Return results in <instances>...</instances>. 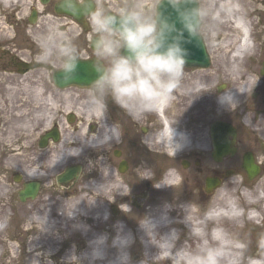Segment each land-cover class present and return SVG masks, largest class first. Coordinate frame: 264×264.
<instances>
[{
  "label": "bare ground",
  "instance_id": "bare-ground-1",
  "mask_svg": "<svg viewBox=\"0 0 264 264\" xmlns=\"http://www.w3.org/2000/svg\"><path fill=\"white\" fill-rule=\"evenodd\" d=\"M0 1L12 3L18 0ZM207 1L211 2L212 0ZM217 2L220 5V8L230 6L229 0H217ZM254 9L259 10L255 5L247 9V11L244 8H241L242 14L249 13L248 16L253 14ZM240 14V9L238 7H232L230 11L227 10V18L224 20L225 22H229L232 29L240 34L237 42L235 41V43H233L234 46L225 51L226 55H229L230 57V59H228L229 63L235 64L232 65L233 67L229 66L228 75H230L229 77L233 79L234 83L239 80L237 82V87L233 91L228 90L236 99L245 97V94L251 85V80L244 78L246 74H243L240 71L238 64L246 59L247 55H251L253 46L249 44L247 37L249 21H243ZM242 17H244V15H242ZM232 39L233 37H230V39L228 38L226 44L229 46L227 45L226 48L230 47ZM257 40L258 39L256 38V42ZM238 75L240 76L237 78ZM12 76L13 78H16L19 75L16 73V77L14 75ZM26 77L27 76H25V78ZM206 77L207 73L200 74L194 72L189 78H183L170 98H162L158 100L153 105V110L146 113L148 115H156L160 117L162 122L158 123V126H160L159 130L158 127L156 130L153 129L152 126H149V129L144 131L145 134L141 138L142 144L140 142L141 148L138 156L144 157L147 153L150 155V152H153V150L150 151L149 147L154 149L157 145H163L166 151V154H163L171 160H167V163L163 165L165 167V173H168L166 177L167 181L175 184L178 179L176 175L178 172L179 175L183 177L181 185L177 188L168 186L157 189L151 184V180L153 179H141L140 176L143 175V172L140 167L152 168L149 159H141L139 163H136L134 174L128 178L120 175V171H118L119 173H115L114 166L118 168V163L113 159L100 158L99 160L85 165V171L82 175L81 181H79L76 188L74 187L75 189L73 188L74 190L72 191V194H69L67 191L64 193H57L56 196L53 197L50 195L47 188L46 192L43 193L44 195L36 203L32 204L31 207L22 209V215L19 217V231L21 233L18 236V239L14 238L16 241L21 240V242L24 243L26 248L25 252L29 256V264H49V262L50 264H70L67 257L73 252L78 256H81L82 264H87V260L83 259L82 254L90 252L88 242L98 235L106 234L108 236V243L110 244L112 237L116 234L114 225L117 221L122 222L124 231L130 232L133 237V242L127 249L131 264H141L142 261H147L148 264H189L190 257L205 245L222 250L223 255L220 264H264V241L259 247L262 249L261 253L250 255L247 250V245H245L244 248L239 246V243L241 242L239 229L242 220L246 223L256 225V228L258 229L264 230V174L252 187L239 181L236 174H234L222 182L220 181L221 183L209 193L210 195L208 197L207 195L204 196L205 198L207 197L206 200L201 199L203 198L202 194H200L201 187L202 184L204 187L206 178L219 179L221 176L219 174L227 168H231L229 170L234 169L242 172L239 168L242 165V160L241 165L237 166L236 161L238 160L239 155L236 156L235 154H232L229 155L231 157L223 162V166H221L217 165V163L220 162H216L212 158L213 161H211L208 158V153L210 152V136L207 135L204 129H193V120H179L184 113L191 114L188 109L193 103L189 106L187 105V108L184 107L181 109L180 113L183 112L182 114L179 113L174 115L173 113V115L170 116L168 113L170 106L174 103L173 96H175V99L182 98V96L186 95L193 97L195 94L207 91V86L204 82ZM241 77L245 80L240 81L239 78ZM191 86L193 88L191 91L188 93L184 92L186 88H190ZM222 88L223 87L221 86L218 89V95L228 89ZM64 91L65 93L67 92L66 90ZM262 98H264V96ZM48 100L51 106L54 105L53 99L48 98ZM244 101H248V99H245ZM261 101L263 102V99H261ZM179 105L180 103L178 106ZM67 106L70 107L69 102L67 103ZM6 107L9 108L8 106ZM220 107L222 108L221 105ZM122 109L126 112L127 116L130 117L129 120L131 122H135L136 124L139 123L140 120L134 119L127 109ZM3 110H5V108L0 107V113ZM196 111L198 112V110ZM262 112L263 111L259 112L256 110L257 114ZM71 114L74 117L78 115L79 120L83 123L93 122V127L96 126V130L89 133L85 129H80L75 137L72 136V134H64L59 143L57 142L59 147L51 149L43 155H39L36 163L28 162L26 159L20 160L19 154H10L4 164L0 166V176L4 168L13 165L19 167L20 171L25 174V177L28 179L26 182L35 180L47 182L50 178L55 177L61 169L71 163L72 160L76 159L75 161L79 163L80 161L83 162V157L87 156L90 150L99 151V153L102 154L104 150L107 149L103 147L95 148L84 142L87 140L88 136L90 137L93 133L97 134V137L101 134V124L111 125L116 123L120 126V129H125L128 136L129 133H131L128 131L125 122L120 119V117L108 118L105 114L101 121L100 114L92 109L89 97L81 102L77 107V110H75V113ZM6 116L4 118L5 123L10 119ZM12 117L14 120L19 121L22 117V113H20V111L14 112ZM189 117L192 119L191 115ZM259 124L260 127L256 129V134L259 138L258 140L261 142V146H263V118H261ZM170 127L174 133V140L183 145L182 149L172 158L171 153L173 149L170 147L172 131ZM19 134L20 132L18 130H16V132H8V134L5 132L4 137L0 136V142L2 143V141H5L4 138L9 142ZM22 137L26 136H20L19 138ZM137 138L138 137H136V139ZM143 138L147 140L149 147L143 143ZM235 141L236 137L234 139V144ZM8 145L9 144H7V146ZM29 148L30 144L27 146H21L23 151H28ZM75 148L80 149L79 155H63L61 160L53 166L62 151H74ZM193 154L197 156V158H195L197 165L191 171L183 169L186 168V165L180 167L176 164L178 158L185 157L186 155L193 156ZM224 157H222V159ZM254 164L259 168V172H261L263 168L262 165L264 164L260 163L262 164L260 165L255 162ZM105 166L110 169V173H108L106 168H102ZM170 169H175V172H169ZM241 169L244 170L242 167ZM33 172L37 173V177L31 175ZM143 183L148 184L146 186L148 197L142 202V206H145L144 210L139 209L140 211L136 213L132 209L133 214H130L131 216L124 214L119 206H123V203L129 205V194L131 191L139 189ZM70 188H72V185ZM61 189H63V191L67 190L62 187ZM127 192L128 194H125ZM3 194L4 181L0 177V202ZM199 194L201 196H197ZM78 202L79 204L74 210L76 213L75 216L69 218L66 214L70 215L71 209ZM116 204L119 205L117 206L118 209H115L116 212H112L113 215L108 214L107 220L103 219L104 214L108 213V210ZM165 204L172 205L167 213L170 223L167 225L161 224L158 227V237L152 238V244L149 242V238L139 228L137 218L144 215L159 217ZM238 208H242L244 211H251L248 212V214L244 213L242 215ZM30 213L31 215H29ZM74 224H86L89 227L86 232H82L81 230L74 228ZM172 228L179 231V238L175 241L173 247L165 248L161 243L159 236L167 234ZM218 229L223 230L225 238H218ZM11 231L13 230L10 226H1L0 223V264H14L15 262V256L13 257L11 255L14 253V246L11 243L13 239L8 237V234ZM1 234L6 235L7 239L2 240ZM136 243L140 245L141 252L139 255L133 256L132 253ZM258 243L259 242L257 241L256 244ZM2 251L4 254L9 253L11 259L8 258V261L2 262ZM116 256L117 250L108 247L104 259L96 261L95 264H108V262L115 259Z\"/></svg>",
  "mask_w": 264,
  "mask_h": 264
},
{
  "label": "rangeland",
  "instance_id": "rangeland-1",
  "mask_svg": "<svg viewBox=\"0 0 264 264\" xmlns=\"http://www.w3.org/2000/svg\"><path fill=\"white\" fill-rule=\"evenodd\" d=\"M53 1L54 0H50L45 5H43L40 0H18L12 3L0 1V107L5 108V110L0 113V136L4 137L5 132L6 134L11 131L16 132V130L20 132L18 136L16 135V138L11 139L9 142H7L6 138H4L5 141H2V143L0 142V166H2L7 157L13 153L19 154L20 160L26 159L28 162L36 163L39 155H43L51 149L58 148L59 142L57 143L51 141L47 146H45V148H39L37 146L38 137L54 125H57L58 127L60 140L63 138L64 134H72L74 137L77 136L80 129H85L89 133L96 130V126L93 127V122L83 123L79 120L78 115L74 117L73 122L69 123L67 121V116L71 113H75V110H77V107L81 104V102L88 99V90L90 87H71L64 89L67 91L66 93L64 90H58L52 84L51 68H47L46 70V66L40 64L37 60V56L40 52L38 42L39 36L41 34H46L50 28L54 27H58V30L61 32H67L69 29L73 28L78 29L80 35L77 38L76 43L80 49L82 57H88V55L91 57L95 55L94 50L90 49L88 46L86 47L88 40L90 39L88 33L84 35L79 25L71 19L55 15L52 10ZM129 1L136 2V0ZM97 2L98 6H104V2H106V10H114L118 5L125 3L123 0H97ZM139 2L152 5L155 3V0H139ZM229 2V7L220 8L217 0H212L211 2L207 0H198L199 9L203 10L205 13L200 17L199 32L207 43V49L211 62L208 68L199 70L184 69L185 75L183 78H189L194 72L200 74L207 73V77L204 80L207 86V91L198 93V95L195 94L192 101L193 104L188 109L191 114L184 113L182 118L179 120H193L192 128H200L201 130L204 129L207 135H209L210 125L216 121H223L232 124L236 128V141L234 144L235 152L233 154L236 156L239 155L238 160L236 161L237 166L241 165L242 155L248 152L252 154L255 163L264 164V145L261 146V142L258 140L259 138L256 134V129L260 127L259 122L261 118L264 119V98H262L264 96V74L261 75L260 73L262 70V62H264V0H229ZM253 5H255L259 10L254 9L253 14H250V16H248L249 13L242 14L241 8H244L247 11V9L251 8ZM232 7H238L240 9L241 18L243 21H249L248 24L251 25V29L254 33L252 47L253 55L250 57V60L247 61L246 58L241 61L238 64L239 69L243 74H246L245 76L242 75L245 79L251 80L250 83L252 86H249V90H252V88L256 90L255 84L259 81L261 82L260 88H258L259 93L255 98H253L251 92L249 93L248 91L245 94V97L236 99L238 104L234 111H230L225 107L221 108L217 103V86L223 84L224 89L228 88L227 90L233 91L237 87V82L239 81L237 80V82L234 83L233 79L229 77V66L233 67L232 65L235 64L229 63L228 59H230V57L225 53L227 49L234 46L233 43H235V41L237 42L240 35L239 32L237 33L236 30L232 29L229 22L224 21L227 18V10L230 11ZM32 9L37 11V16L35 20L30 23L28 22V16L30 15V11ZM242 15H244V17H242ZM230 37H233L232 43L230 47L226 48L228 45L226 43ZM256 38L258 39L257 44ZM16 60L19 62H28L29 60H32V63H34L35 66H31L26 71L22 70L24 72L17 69L13 70L10 63H13ZM8 65H10V68ZM16 73L19 75L18 77H16L17 75L15 76ZM12 75L16 78H13ZM24 75L27 77L25 78ZM240 75H238L237 78ZM239 79L240 81L245 80L243 77ZM190 88H186L184 92L188 93L193 89L192 86ZM48 98L54 100V105H50ZM173 98L174 103L170 106L169 112L167 111L170 116L173 115V113L174 115L179 114L181 109L186 107L191 102L193 97L186 95L182 96V98L180 97L175 99V96H173ZM245 99H248V101H244ZM261 99H263V102ZM68 102L70 103V107L67 106ZM177 102L180 103L179 106V103ZM106 104L107 111L105 114L108 118L121 117L125 120L124 117H128L126 112L113 102L111 96L106 97ZM196 110H198V112ZM256 110L263 112L257 114ZM17 111L22 113V117L19 121L14 120L12 117L13 113ZM190 115L192 116V119L189 117ZM5 116L10 118L7 123L4 122ZM139 120L140 123L135 127L136 137H138L137 139L136 137L131 136L130 133L128 136L125 129L121 128L123 136L120 143L112 144L107 147L102 154H100L99 151L90 150V156L87 153L88 155L83 157V162L80 161L79 163L75 161L76 159L72 160L69 164L79 165L80 174L75 183L72 185V188L67 189L66 191H63V189L57 186L55 183V177L50 178L47 182L35 180L39 182L37 195L34 199L22 202L19 200L17 192L21 189L22 183L28 180L25 177V174L20 171L19 167L13 165L2 170L0 177L4 181V194L0 202V222L4 225L10 226L13 230L8 234V237L13 239L11 243L14 246V253L10 254L13 257L15 256L14 264L30 263L29 256L25 252L26 248L24 243L21 242V240L16 241L21 233L19 231V217L22 215V209L31 207L32 204L36 203L44 195L43 193L46 192L47 188L50 195L53 197L56 196L57 193H64L67 191L69 194H72V191L76 188L79 181H81L82 175L85 171V165L99 160L100 158L113 159L117 161L118 164L121 161H125L127 167L120 173V175L128 178L134 174L136 163H139L141 159H149L151 162V169L154 172L153 180H151L152 185L155 183L153 181L159 179L162 174L165 173V167L163 165L167 163V160H171L169 157L164 155L165 153L161 151L160 146L157 145L153 149V152H150V155L147 153L144 157L138 156L141 148L140 142L142 144L141 138L145 134L143 132V127L146 128V125L150 120L153 123L149 126H152L153 129L156 125H158L157 119L154 115L145 114V116ZM20 136L26 137L19 138ZM133 142L136 144L138 142V144L132 145ZM7 144L9 145L7 146ZM29 144L30 148L28 151H23L21 149V146H27ZM211 150L210 140V152ZM210 152L208 153V158L213 161L209 155ZM230 157L231 156L227 155V158L225 156L221 161H214L220 162L217 163V165L223 166L222 163ZM195 158H197V156L194 154L193 156L186 155L185 157L178 158L176 160V164L183 167L184 161L187 165L186 168L183 169L191 171L197 165ZM262 166L263 168L261 172H259L251 180L247 178L246 172L242 170L241 167L239 168L242 172L234 169L229 170L231 168H227L219 174H224L221 182L236 174L239 181L252 187L264 174V165ZM62 170L63 169H61L57 174H59ZM114 171L115 173L119 171L116 166H114ZM227 171L230 173L225 175ZM15 177H17V181L14 180ZM147 185L148 184L143 183L139 189L131 191L128 196L129 205L136 213L140 211L139 209L144 210L145 208V206H142V202L148 197ZM135 194H143V197L141 198L142 204L140 203L139 208H135L130 201ZM200 194H202L203 197L201 199L204 200H206V198L210 195L204 193L203 184ZM200 194L197 196H201ZM205 195H207L206 198L204 197ZM117 206L119 205L116 204V207ZM110 211L111 208L108 210L107 214L111 215ZM29 215H31V213ZM239 234L241 237L240 240L243 243V248L247 245V250L250 255L262 252V249L259 247L264 241V230L258 229L256 228V225L246 223L242 220L240 223ZM1 238L2 240L7 239L4 234H1ZM257 241L259 242L258 244H256ZM140 252V245L136 243L132 255H139ZM8 258L11 259L9 253L4 254L2 251L1 261L6 262L8 261Z\"/></svg>",
  "mask_w": 264,
  "mask_h": 264
},
{
  "label": "clouds",
  "instance_id": "clouds-1",
  "mask_svg": "<svg viewBox=\"0 0 264 264\" xmlns=\"http://www.w3.org/2000/svg\"><path fill=\"white\" fill-rule=\"evenodd\" d=\"M160 3L161 0H155L152 5L144 4L139 0L136 2L125 0V3L118 5L113 11H108L103 6L93 3L92 0H58L61 9L73 16L88 18L92 45L95 49V55L87 59L89 69L95 74L89 82L88 96L92 109L100 114L101 121L107 111L106 97L111 96L115 104L127 109L134 119L139 120L153 110V105L158 100L170 98L184 77L187 52L180 43L182 33L171 42H166V34L176 29L174 25L159 18L157 5ZM168 3L175 8L182 3V0H168ZM204 14V11L197 7L179 11L184 28L190 35H199V18ZM79 35V30L75 28L61 32L58 27H54L50 28L46 34L39 36L38 62L46 66V70L51 68L52 74H58L56 77L63 84L77 80L80 65L85 62L76 43ZM194 96L188 106L192 103ZM217 102L230 111H234L238 104L228 90L218 95ZM101 128L102 132L98 137L93 133L84 142L95 148H107L112 143L121 142L123 133L118 124H101ZM143 143L149 147L144 138ZM170 147L173 149L171 158L183 147L174 140L173 131ZM149 150L153 149L149 147ZM79 152V148H75L74 151H62L53 166L61 160L63 155L77 156ZM102 168H106L110 173L107 166ZM140 168L143 172L141 179H153L154 172L151 168ZM169 172H175V169H170ZM31 175L37 177L36 172ZM167 175L168 173L162 174L153 186L160 189L168 186L177 188L181 185L183 177L178 172L175 184L167 181ZM79 202L71 209L70 215L66 214L69 218L75 216L74 210ZM119 207L124 214L129 216L133 214L130 205L123 203V206ZM171 207L172 205L165 204L159 217L144 215L137 218L139 228L149 238L150 243L153 237H158V227L161 224L170 223L167 213ZM103 219H108L107 213L104 214ZM73 227L86 232L89 226L74 224ZM114 228L116 234L112 237L110 244L106 234L98 235L88 242L90 252L82 254L87 264H95L96 261L103 260L108 247L117 250V256L108 264H131L127 249L133 242V237L130 232L124 231L120 221L115 223ZM217 232L218 238H225L223 230L218 229ZM159 238L165 248H171L179 238V231L172 228ZM240 246L243 247V245ZM222 255L221 249L205 245L190 257L189 264H220ZM67 259L70 264H82L81 256L74 252ZM141 264H148V262L142 261Z\"/></svg>",
  "mask_w": 264,
  "mask_h": 264
},
{
  "label": "water",
  "instance_id": "water-1",
  "mask_svg": "<svg viewBox=\"0 0 264 264\" xmlns=\"http://www.w3.org/2000/svg\"><path fill=\"white\" fill-rule=\"evenodd\" d=\"M41 3H46L49 0H40ZM197 7L196 0H182L177 7H173L171 4L168 3V0H161V3L157 5V12L159 14V18L162 20L167 21L169 24L175 26L176 31H172L167 33V40L166 42H171L173 38H176L179 34L182 33L180 36V43L181 46L186 50V63L185 67H194V68H205L209 65V57L206 52L204 43L200 35L192 36L188 33V31L184 28V25L181 21L179 11L184 10H191ZM54 12L59 16H66L74 20L75 22L81 24L84 29L85 27V18L87 16H73L71 13L66 12L65 10L61 9L58 5V1H56L53 5ZM36 18V11L32 10L30 16L28 17V22L32 23ZM199 25V24H198ZM92 45V41H91ZM92 48L94 49L93 45ZM122 54H124V50L122 49ZM92 58V57H91ZM90 59V58H88ZM56 75L52 74V82L55 87L57 88H66L70 86L76 87H90L89 82L94 78V73L91 72L89 69V63L87 59L85 62H82L80 65V73L77 80L72 81L68 84L61 83ZM68 121H72L71 117H68ZM236 136V131L232 127L231 124L216 121L210 126V137L212 141V153L211 156L214 160L219 161L222 157L226 155H232L235 152L234 147V139ZM48 139H51L53 142L58 141L59 134L58 130L54 127L51 130L46 131L42 134L38 141V146L43 148L48 143ZM184 164V163H183ZM186 164H184L185 166ZM241 167L247 174L248 179H252L255 177L258 172L259 168L254 164V160L251 153H245L242 158V165ZM126 168L125 162H121L119 165V170L124 171ZM79 173L78 166H72L67 168L62 174L58 175L56 178V183L61 187H70L71 184L76 180ZM230 172L227 171L225 175H228ZM224 175H221L220 178H207L205 180L204 190L207 194L211 193L220 183L221 179ZM17 181V177L14 178ZM39 184L37 182H28L24 183L21 190L18 191V198L20 201L24 202L27 199H33L38 191ZM134 206L139 207L140 202L136 200H132ZM113 213L116 210L113 208Z\"/></svg>",
  "mask_w": 264,
  "mask_h": 264
},
{
  "label": "flooded vegetation",
  "instance_id": "flooded-vegetation-1",
  "mask_svg": "<svg viewBox=\"0 0 264 264\" xmlns=\"http://www.w3.org/2000/svg\"><path fill=\"white\" fill-rule=\"evenodd\" d=\"M123 1H125V0H123ZM128 2H130L129 0H128ZM105 9L107 8V5L106 4H104V6H103ZM86 21H87V31H84L82 28H81V31H82V33L84 34V35H86V33L88 32V35L90 36V39H91V27H90V25H89V23H88V18H86ZM201 25H202V23H201ZM90 32V33H89ZM219 38V37H218ZM90 39L88 40V44L86 45V47L88 46L89 48H90ZM204 39V38H203ZM205 41V40H204ZM205 44H206V47H207V43L205 42ZM217 44V43H216ZM88 57H89V55H88ZM256 59V58H255ZM250 60V59H249ZM10 65H12L11 66V68L13 69V70H15V69H17V70H19V71H22V70H24V71H26V70H28L31 66H35V64L34 63H32V60H29L28 62H19L18 60H16V61H14L13 63H10ZM10 65H8V67L10 68ZM4 66V65H3ZM261 67L262 68H264V62H262V65H261ZM24 71H22V72H24ZM260 81L259 82H257V84H258V87L260 88ZM257 84H256V89L258 88L257 87ZM259 90V89H258ZM258 90L256 91V90H254V92H253V96H254V98L257 96V94L259 93L258 92ZM125 118V117H124ZM128 117H126L125 118V120H123L121 117H120V119H122L124 122H125V124H126V127H127V129H128V131H130L131 133V136H135L136 137V131H135V127L140 123H135V122H131L130 120H128L127 119ZM151 123H153V122H151V120L148 122V124L146 125V128L145 127H143V132L144 131H146L147 129H149V125L151 124ZM158 124V123H157ZM157 127H158V129H159V126L158 125H156V127L154 128V129H156L157 130ZM142 132V133H143ZM134 134V135H133ZM138 135V134H137ZM134 141V140H133ZM136 141V140H135ZM136 143L135 142H133L132 143V145H135ZM137 144H138V142H137ZM136 144V145H137Z\"/></svg>",
  "mask_w": 264,
  "mask_h": 264
}]
</instances>
